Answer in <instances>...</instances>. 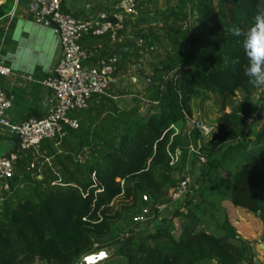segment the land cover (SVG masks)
<instances>
[{"label": "trees", "instance_id": "1", "mask_svg": "<svg viewBox=\"0 0 264 264\" xmlns=\"http://www.w3.org/2000/svg\"><path fill=\"white\" fill-rule=\"evenodd\" d=\"M164 2L151 15L159 29L135 32L141 45L110 50L109 33L81 38L90 60L113 61L119 46L132 48L121 60L139 57L159 39L167 49L131 106L100 97L67 113L76 127L62 124L30 150L15 144L0 196V264H79L104 247L112 255L97 264H254L255 242L237 233L221 202L257 216L264 235V86L244 77L240 38L227 30L254 26L264 0ZM210 95L217 116L205 139L184 127L195 102L201 108ZM188 174L181 208L159 213ZM144 207L148 220L134 222Z\"/></svg>", "mask_w": 264, "mask_h": 264}, {"label": "built area", "instance_id": "2", "mask_svg": "<svg viewBox=\"0 0 264 264\" xmlns=\"http://www.w3.org/2000/svg\"><path fill=\"white\" fill-rule=\"evenodd\" d=\"M35 5L34 21L43 24L51 20L55 24L61 55L51 73L42 80V84L50 90L51 106L49 112L41 118H28L19 124L8 120L11 100L5 90L0 87V126L10 129L17 137L16 144L21 150L36 148L41 140L61 133L62 124L76 127L75 120L68 118L67 113L73 109H82L95 105L98 98L116 99L107 91L112 77L119 72L118 60L98 58L90 60L93 50L83 46L80 40L83 36H99L110 34L111 44L120 41V36L134 34L135 22L143 16L138 0H112L102 2L100 7L88 18L74 17L62 9L65 0H29ZM104 4V6H103ZM14 15L13 10L7 17ZM137 26V27H136ZM134 30V31H133ZM128 31V32H126ZM126 32V33H125ZM137 32V31H136ZM141 44V39L137 36ZM11 73L10 67L0 63V76ZM192 126L208 135L211 128L193 120ZM194 153L197 149L190 147ZM18 156L10 150L0 155V196L7 189L5 180L13 175L14 164ZM204 162V157L198 154V163ZM190 178L186 175L178 186L170 192V202L157 204L156 209L163 215L181 208L182 200ZM144 201L147 196L142 197ZM149 218V209L144 207L133 216L134 222H144Z\"/></svg>", "mask_w": 264, "mask_h": 264}, {"label": "crops", "instance_id": "3", "mask_svg": "<svg viewBox=\"0 0 264 264\" xmlns=\"http://www.w3.org/2000/svg\"><path fill=\"white\" fill-rule=\"evenodd\" d=\"M105 1L112 0H65L62 8L74 17L85 19ZM138 1L146 4V10H144L146 14L142 16L145 21L142 20L143 24H137L139 29L136 28L133 31L148 34L149 27L159 25L157 19L151 16L152 12H163L166 4L164 0ZM7 4H9L7 9L3 8L4 14L0 17V63L10 67L11 73L0 76V87L5 90L11 100L12 106L8 112L9 122L19 124L28 118H41L49 112L51 94L50 90L42 84V80L53 70L61 51L57 34L49 20L43 24L34 21L35 5L33 3L29 0H8ZM11 10L14 15L10 18L6 15ZM152 31L155 30L152 29ZM123 41L140 45L135 33L128 32L120 36V41L112 44L110 42V50H115L116 45ZM143 47L138 52L139 57L132 55L128 60L121 59L127 51L131 52L132 48L127 50L125 47H117L116 60L124 65L112 77L107 92L116 97L110 100L119 107L131 106L133 95L140 93L147 86L152 74L151 68L162 58L167 49V43L159 39L154 41L149 49ZM16 142V135L10 129L0 126V155L12 150ZM227 203L234 213L239 215L241 210L232 206L230 202ZM227 215L231 218L229 212ZM253 250L254 264H259L261 260L258 258V252L264 254V245H253Z\"/></svg>", "mask_w": 264, "mask_h": 264}, {"label": "rangeland", "instance_id": "4", "mask_svg": "<svg viewBox=\"0 0 264 264\" xmlns=\"http://www.w3.org/2000/svg\"><path fill=\"white\" fill-rule=\"evenodd\" d=\"M8 5L9 4H7V5L5 4L2 8L6 7V9H7ZM148 29H149V31L152 30V29H154L156 31L157 29H159V25L158 26L154 25L152 27H149ZM143 48H145V47H143ZM152 70H153V66L151 68V71ZM258 92L256 94H254V96H253L252 101L254 103L257 102ZM214 100H216V98L213 95H210L209 101H206L203 104H201V108H200V106H197V102H195V104L193 105L192 118L188 119V124H186L185 127H184L185 130L186 129L188 130L192 126V124H193L192 121L193 120L199 121V122L203 123L204 125H207L208 127H210L212 129V126H213L212 124L213 123H211V122L217 116V113H216L217 112V108L213 105V101ZM225 111H228V109H225ZM251 113H252L253 117L256 116V111H252ZM260 124H261V120L252 123V129L255 130V131L258 130ZM176 131H179V129H177ZM202 135L204 136L205 139H209L210 136H211V133L208 134V135L202 133ZM188 176L190 178L189 174H188ZM119 201H117V202H119ZM227 202H229V201L224 200L223 202H221V206L223 208H225L227 214H228V212L231 214V218L229 217V221L235 227L237 233L240 234L241 236H243L244 239L246 238L248 240L254 241L255 242L254 246H257L259 244L264 245V235H263V224H262V221L257 216H255V215H253V214L249 213L248 211H246L244 209H241V208H239V209L241 210L242 213L239 211V215H237L229 207V205H227L228 204ZM232 206H234V205H232ZM228 216H230V215H228ZM238 217H240V218H238ZM176 225H178L177 221H176ZM255 248L257 249V247H255ZM258 256H259L258 258L261 260L259 264H264V254L258 252ZM32 264H45V263H43V262H34Z\"/></svg>", "mask_w": 264, "mask_h": 264}, {"label": "clouds", "instance_id": "5", "mask_svg": "<svg viewBox=\"0 0 264 264\" xmlns=\"http://www.w3.org/2000/svg\"><path fill=\"white\" fill-rule=\"evenodd\" d=\"M227 31L240 38V46L246 60L242 66L244 77L254 86H264V10L258 12L254 26L246 32L239 28Z\"/></svg>", "mask_w": 264, "mask_h": 264}, {"label": "water", "instance_id": "6", "mask_svg": "<svg viewBox=\"0 0 264 264\" xmlns=\"http://www.w3.org/2000/svg\"><path fill=\"white\" fill-rule=\"evenodd\" d=\"M7 1L8 0H0V8L3 7L7 3ZM142 20L145 21V19H142ZM49 22H50V25L53 28H55L54 22H52L51 20H49ZM111 255H112V249L110 247H104L97 252H93V253H90L84 256L80 260L79 264H97L107 259Z\"/></svg>", "mask_w": 264, "mask_h": 264}]
</instances>
